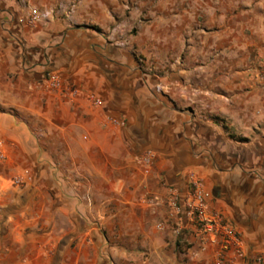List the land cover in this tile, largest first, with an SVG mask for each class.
I'll use <instances>...</instances> for the list:
<instances>
[{"label":"crops","instance_id":"1","mask_svg":"<svg viewBox=\"0 0 264 264\" xmlns=\"http://www.w3.org/2000/svg\"><path fill=\"white\" fill-rule=\"evenodd\" d=\"M32 7L54 14L30 25ZM0 145L23 240L66 242L70 264H254L264 0H0ZM191 174L239 250L175 233Z\"/></svg>","mask_w":264,"mask_h":264},{"label":"rangeland","instance_id":"2","mask_svg":"<svg viewBox=\"0 0 264 264\" xmlns=\"http://www.w3.org/2000/svg\"><path fill=\"white\" fill-rule=\"evenodd\" d=\"M262 6L251 5L252 28L257 25L255 14L260 13ZM4 157L6 153L1 149L0 166L4 162ZM20 176L14 174L7 181L0 179V264H70L74 253L66 246V242H61L57 247L56 240H23V217L20 216L23 210V195L21 203L18 201L15 203L14 198L15 194H20L18 192L23 190L25 184ZM19 179L21 182L16 183L15 180ZM183 247L188 250L192 246L185 243ZM37 252H42L43 257H37ZM258 257H264V254L255 256L252 262L254 263Z\"/></svg>","mask_w":264,"mask_h":264},{"label":"built area","instance_id":"3","mask_svg":"<svg viewBox=\"0 0 264 264\" xmlns=\"http://www.w3.org/2000/svg\"><path fill=\"white\" fill-rule=\"evenodd\" d=\"M54 11L31 8L27 17L30 25H36L48 20ZM56 82V81H55ZM0 145V154H1ZM20 183L21 180H15ZM188 194L181 196L170 189V198L167 202L169 215L176 223L175 233L180 236L187 227H192L200 246L205 249L207 246H220L223 252L227 253L234 247L240 249L239 238L234 229L226 225L222 216L211 211L209 206L210 193L205 189L203 182L196 175L188 177ZM162 230L163 228L159 226ZM254 264H264V257H258Z\"/></svg>","mask_w":264,"mask_h":264}]
</instances>
